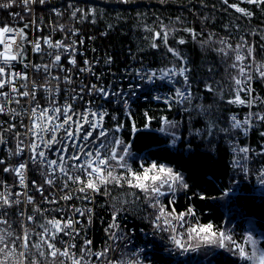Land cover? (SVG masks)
<instances>
[{"label":"trees","instance_id":"obj_1","mask_svg":"<svg viewBox=\"0 0 264 264\" xmlns=\"http://www.w3.org/2000/svg\"><path fill=\"white\" fill-rule=\"evenodd\" d=\"M228 2L253 15L239 13L223 0H164L163 3L161 0H129L126 3L69 0L68 16L76 6H89L91 11L77 10L75 19L63 21V25L69 30L74 28L93 35L90 49L95 48L101 61L110 63L115 69L128 65L173 67L180 62L167 47L181 53L190 69L189 100L172 104L170 108L153 101H136L127 110L112 104L107 124L109 134L105 140L110 146L104 155H110L112 147L123 154L126 146L130 150L126 162L134 172L142 173L152 163L172 168L183 176L188 187L177 186V199L171 203L168 200L171 193L164 189L166 194L160 198V204L167 212L188 215V209H192L190 220L198 228L211 224L217 236L224 232L237 244H244L245 237L251 235L258 242L257 247L264 250V195L249 193L245 183L238 194L224 193L226 180L233 174L228 166L227 147L233 133L228 117L240 113L246 106L228 103L236 95L231 64L237 51L245 52L252 39L257 43L256 56L264 60L261 47L264 46V6L258 7L247 0ZM44 9L37 7L38 21L41 18L47 21L53 16L50 10ZM0 23H3L1 17ZM162 28L169 33L168 45L165 47L163 39L159 38L156 41L159 47L152 48L153 33ZM184 29H192L195 39ZM181 38L184 44L178 43ZM241 44L243 47L238 49L237 45ZM221 48L224 52L219 51ZM206 86L212 90L208 91ZM118 124L122 127L114 131ZM113 137L121 140L122 145L111 143ZM116 173L128 175L126 169L117 168ZM107 187L109 195L103 194V187L97 195L102 208L128 216L136 226L148 228L153 224L155 208L145 203L143 192L127 184ZM38 214L35 225L42 220ZM105 215L109 217L108 212ZM167 234L166 231L165 237ZM0 237H3L0 249H4L0 251V264H19L15 216H10L7 223H0ZM150 239L159 245L154 238ZM190 245L191 250L177 264H253L234 255V248L229 251L230 244L220 248L194 239ZM245 247L251 252V245Z\"/></svg>","mask_w":264,"mask_h":264},{"label":"built area","instance_id":"obj_2","mask_svg":"<svg viewBox=\"0 0 264 264\" xmlns=\"http://www.w3.org/2000/svg\"><path fill=\"white\" fill-rule=\"evenodd\" d=\"M67 1L69 0H45V3L41 4L39 0H31L30 3L25 5L23 0H14V3L10 7H0V14L3 13V10L7 12L5 16L7 21L3 26L12 27L14 30H23L24 33L23 40L20 39L18 31H13L9 33L10 35L6 34L7 36L15 37L19 48L16 45H13V48H16L15 51L18 53H22L23 62L21 63L18 59L12 61L10 65H4L3 61L0 60V66L5 67L7 73L16 68L17 73L27 74L28 80L19 78L15 80V86L19 91H31L32 85H36L35 102H32L30 97H20L17 93L11 92V84L0 89V91L8 93L7 99L0 96V106L5 108V112L0 113V138L3 141L0 143V160L4 161L3 164H0V193L7 195L10 201H19V203H12L11 206L0 203V220L8 221L10 216H15L19 220L18 228L20 231V227L28 229L36 224L39 216L38 212L35 211L37 208L41 209L39 212L42 216L40 226L53 218L67 219V216H72L74 219L80 221V224L76 225L79 236L58 234L57 239L52 241L55 243L56 248L63 251L65 247H68L70 256L76 259L82 255L80 250L85 247L83 243L85 239L92 241L90 248L93 253L101 252L106 247L113 249L107 253L106 257H101L100 260H97L95 256H84L82 264H110V262L111 264H129V262L135 261H138L139 264H177L185 258L186 252L178 248L171 238L173 236L177 239L184 237V233H178V227L183 222L182 219H185L183 212L171 214L173 217L175 215L181 218L177 220L169 217L168 219L171 221V224L167 225V227L163 223V219H161L160 229H169L167 230V237L164 235L166 231H162L154 226L155 220L150 227L144 228L133 225V220L128 216L115 212L118 228L106 231L109 225L113 223L114 213L102 208L101 204L97 201L99 193L89 192L88 200L77 198L84 195L78 191L81 185L79 183L68 182V188L65 190L63 188L65 177L60 173L59 169L54 173L55 180L53 185L49 186L45 183V176L49 172L46 166L33 164L29 160L31 153L27 149L19 155L16 154L17 144L20 141H23V145H21L23 147L34 139L31 134L26 133L27 128L31 126L32 119H35V117H31L30 109L35 107L37 103L40 109L49 108V114H52V108L54 107L71 104L75 112H83L89 108L93 111L104 112L107 120L112 104H117L120 108L127 110L136 101H153L161 102L170 108L174 104V99L170 100V98L175 96V88L170 84L176 81L177 84H180L178 87H181V82H184L182 80L183 77L179 76L171 80L161 78L163 70L172 67L159 69L156 67L142 68L140 66L128 65L115 69L111 67L110 63L102 62L97 50L95 51V48L90 49L89 42L94 37L93 35H86L74 28L69 30L63 25V21L75 19L73 13L69 16L67 15L70 11ZM119 1L123 2V0ZM3 3H8V0H0V4ZM37 7H45L44 11L47 10L49 12L50 10V14L53 16L47 21L44 18L38 21L36 19ZM88 7L86 8L85 5L76 6L74 12L77 13V10L80 11V9L82 10L81 12L86 11V9L90 10L91 8ZM57 12L60 14L57 15ZM44 38H48L52 44L60 41L64 47H50L48 44L43 43ZM37 40L40 41L41 51L33 52L32 48L34 42ZM254 42L256 43V41ZM21 48L22 50H20ZM73 48L75 51H72ZM240 54L245 56V60L235 62L243 63L246 66V70L252 76V80L250 82L245 81V83H250L251 88L254 89L252 97H258V99L251 107L246 105L240 113L230 114L228 117L230 127L232 123L231 117L234 115L237 119L243 121L249 112L264 114V103L260 102L264 100V79L259 77L257 71L254 72L256 65L253 64L252 58L248 57L247 52H241ZM56 55H60L61 60L54 63ZM254 57L255 61L259 62L256 55ZM71 59L76 60L74 65L69 63ZM85 61L88 62L87 65ZM26 64L48 65L49 68L45 72L43 68H26ZM185 66L189 69L186 64ZM82 68H89L90 70L81 71ZM236 71H238L237 68ZM152 73L156 75L153 79L149 80L148 76ZM187 76L189 78L190 69ZM93 84L98 87H104L110 95L102 97L96 92L89 95L87 90ZM21 85H27V87H21ZM82 88L85 91L81 92ZM112 93H117V95H112ZM241 94L245 99L249 98L245 93L241 92ZM73 96L77 97V99H71ZM81 96L83 99H80ZM16 100L20 102L16 103ZM125 100L127 104L124 103ZM53 101H55L54 104L52 103ZM103 103L106 104L103 105ZM13 109L15 110L14 112L10 111ZM1 118L3 119L1 120ZM102 123L105 127V116ZM9 125H15V127L9 131L7 130ZM245 127H247V131L242 128H231L233 133L228 141V166L234 172V176L226 180L224 190L226 189L225 193L227 194H237L242 191L245 184H248V192L264 195V183H261V179L264 178L261 176V169H264V155H257L261 147L264 146V137L260 135L261 132H264V122L253 118L251 126ZM105 128L107 129V126ZM17 133L20 135L17 136ZM44 135L45 139L50 138L49 133L45 132ZM57 135L59 138L62 135V131ZM95 146H98V144L91 145L90 147ZM245 146L255 150L248 153L247 160L242 159L243 153L237 151L238 148ZM55 147H58V145H55ZM44 150L49 159L58 158L54 151ZM102 155H104L103 152ZM25 162L27 163V168L25 169V183L27 187L22 186L23 189L18 185L19 178L15 173H5L3 168H15V166ZM245 168L247 171H245ZM77 174L81 175L82 179H87L83 173ZM33 181L37 185H43L45 188L44 195L50 200L55 199L57 202L55 204L46 202L41 193L36 191L32 183ZM18 190L20 193H18ZM22 190L24 193H21ZM67 192L73 193V199L71 201L60 199ZM171 194V198L174 197L173 200H176L178 196L177 192L175 191V193ZM28 196L33 198L32 203L28 202ZM73 208H91V223H89L87 215L80 216L72 211ZM56 209H60L61 211L58 212ZM107 212L109 213V217L105 215ZM181 214L183 215L181 216ZM28 216H33L34 220H27ZM172 229H175V231H172ZM112 233H116V236L121 238L110 239L109 237ZM32 234H35V237L39 236V233L33 231ZM150 238H154L159 245H155V242ZM44 247L46 252H48L47 247ZM49 257L51 259L50 264H60L57 258ZM60 257L67 264H72V259L64 256ZM28 260H24V264H29Z\"/></svg>","mask_w":264,"mask_h":264},{"label":"snow or ice","instance_id":"obj_3","mask_svg":"<svg viewBox=\"0 0 264 264\" xmlns=\"http://www.w3.org/2000/svg\"><path fill=\"white\" fill-rule=\"evenodd\" d=\"M24 4L27 5L31 2V0H23ZM41 4L45 3V0H39ZM123 2H128V0H123ZM164 0H161L163 3ZM248 3L256 5L258 7L264 6V0H247ZM14 3V0H8V3L0 4L2 8H8L11 4ZM223 3L227 5L229 8H234L237 12L242 13L247 16H252L253 13L247 11L245 8L239 7L237 4H229L228 0H223ZM55 11V10H54ZM82 11V10H81ZM91 11V10H90ZM60 13L57 12V15ZM76 13L73 12V16ZM27 27V25H25ZM185 31L189 32L192 35V38L195 39L196 33L193 32L192 29H184ZM13 31H18L20 39H24L23 30H14L12 27L2 26L0 27V46H2V50H0V60L3 61L4 65H10L12 61L20 60L23 62L22 53H18L14 51L13 45H16L19 48V45L16 42L15 37L7 36L6 34L12 33ZM168 35L169 33L164 30L163 28L159 32H154L152 36V48H158L159 44L156 42L157 39L162 38L165 47L168 45ZM44 44H48L50 47L61 48L64 45L57 41L55 44L48 38H44ZM82 43V41H81ZM179 44H184V39L178 40ZM221 43H226L225 41H221ZM70 47V46H69ZM230 47V46H229ZM243 47V44L237 45V48ZM264 48V46H261ZM33 52H40L41 51V44L40 41L37 40L34 42ZM72 51H75L73 48ZM167 51L173 55L177 60L181 62L179 67H172L170 69L163 70V75L161 78H167L169 80L179 76L183 77V81L185 84V88L182 90L181 88L175 89V96L172 99L178 100L183 102V100L188 99L191 96L190 85L188 83V76L187 73L189 69L185 66V58L181 55L179 51L172 47H167ZM219 51L224 52V49L221 48ZM254 49L251 46L247 48L248 57L252 58V62L256 65V71L260 78L264 79V63H259L255 61V57L253 55ZM61 60L60 55L55 56V62H59ZM245 60V56L241 55L239 51H237L235 55L236 62H242ZM71 64H75L76 60L71 59L69 61ZM87 65L88 62L85 61ZM25 67H35L37 69L43 68L45 72L48 71V65H28L26 64ZM233 68L238 69V76L232 77L235 81L236 88L234 89L236 95L233 99H230L228 103L230 104H240V105H247L251 107L254 103H256L257 98L252 97V93L254 89L251 88L250 83H245V81H251L252 76L246 70V66L243 63H233L231 65ZM89 68H82L81 71H89ZM155 73H152L148 76V79L151 80L155 76ZM23 79L28 80L27 74L22 73H7L6 68L0 66V89H3L6 85L11 84V92L17 93L20 97H30L32 102L36 101V85H32L31 91H19L15 86V80ZM67 79V78H66ZM21 87H27V85H21ZM208 91H211L210 86H206ZM85 91V89H81V92ZM88 94L91 95L93 92L98 93L102 97H108L110 93L105 90L104 87H98L97 85L93 84L91 88L88 90ZM243 92L246 94L248 99L241 98L240 93ZM112 95H117V93H112ZM0 96L8 98V93L0 91ZM71 99L75 100L77 97L73 96ZM80 99H83L81 96ZM159 99V97H157ZM19 100H16V103H19ZM167 102V101H166ZM264 103V100L260 101ZM53 104L55 101L52 102ZM127 104V101H124ZM10 111H15L10 110ZM5 112V108L0 106V113ZM31 117H35L32 119L31 126L27 128L26 134H31L34 139L27 145H23V141H20L17 144L16 154L19 155L20 153L24 152L25 149L30 151L31 155L29 156V160L33 164H38L40 166H46L49 170L48 174L45 176V183L49 186H52L55 180L54 173L59 169L60 173L65 177V183L63 188L66 190L68 188V182L79 183L81 186L78 188V191L84 194L82 198L85 200L89 199V192L91 193H100L103 187V194L109 195L108 185H116L119 187H123L124 184H127L130 188L139 189L144 194V201L152 208H157L160 205V197L165 196L164 189H167L168 193H175L177 186H183L187 188V184L183 182V176L179 173L173 171L172 168L167 167L165 165H159L157 163H152L149 167L144 168L142 173L134 172L126 162V156L130 155V150L128 147L123 148V154H120L117 147L111 148L110 155H102V150L104 153H107L109 148V143H105L101 140H107L109 130L103 126V120L105 113L104 112H97L93 111L90 108L84 110L83 112H75L73 109V105L65 104L62 107H54L52 108V114H49V108L40 109L39 104L37 103L35 107L30 109ZM75 117V118H74ZM255 118L256 120L264 122V114L260 113H252L249 112L243 121L237 119L234 115L231 117V128L232 129H244L247 131V127H250L252 124V120ZM57 121H59L57 123ZM167 124L168 121L165 120ZM87 125V127H85ZM15 125H9L7 130H11L14 128ZM122 125H117L114 131H119ZM162 131L164 129H161ZM62 135L59 136V133ZM222 131H227V129H222ZM45 132L50 134V138L45 139ZM98 133V134H97ZM20 134L17 133V136ZM260 135L264 137V132H261ZM39 141V142H37ZM2 138H0V143H2ZM111 143L119 146L122 145V141L113 137ZM95 147H90L91 145H97ZM58 145V147H55ZM54 151L57 154V159H49L46 151ZM237 151L239 153H243L242 159H248V153L250 151H255L254 149H250L249 147H241L238 148ZM257 155H264V146L261 147V150ZM112 162H115L114 164ZM4 161L0 160V164H3ZM143 167V165L141 166ZM27 168V163H20L15 168L5 167L3 171L5 173H15V175L19 178V184L23 187H27L25 183V169ZM126 169L128 175L117 174L116 169ZM245 171L247 169L245 168ZM77 173H83L86 175L87 179L84 180L81 178V175ZM261 176L264 177V169H261ZM33 186L36 188L37 192H40L43 196L44 200L48 203L55 204L57 201L55 199H49L47 196L44 195L45 188L43 185H37L35 181L32 182ZM261 183H264V178L261 179ZM135 195V194H134ZM139 199V197H136ZM60 199L64 201H71L73 199V193L67 192V194L60 197ZM29 203L33 202V198L31 196L27 197ZM0 203L3 205L11 206L12 203H19V201H10L7 195L0 193ZM171 203V201H170ZM35 211L40 212L41 209L37 208ZM46 211V210H45ZM56 211H61L60 209H56ZM73 212L79 214L80 216H88L89 223H91V213L92 209H81V208H73ZM65 215H67L65 213ZM171 215V213H166L163 206L159 207V215L155 217V224L154 226L160 229V221L163 219L165 225H170L171 221L167 219V217ZM183 214H181L182 216ZM188 215H192V209H188ZM179 220L181 217H175ZM27 220L33 221V216H28ZM0 223H7V221L0 220ZM80 224L79 220L74 219L72 216H67V219H56L53 218L51 220H47L45 224L41 225L43 231L39 233L40 241L35 245H32L36 249L40 250L39 255L44 256L45 252L42 250L43 246H46L49 250L47 255L52 257L57 256H64L72 259V264H82L84 260V256H95L97 260H100L101 257H106L109 251H112L111 248H105L101 252L93 253L91 251V244L92 241L85 239L84 245L85 247L82 248L80 251L82 255L76 259L70 256L69 248L65 247L63 251L56 248L55 241L57 239L58 234H63L65 236H79V232L76 228V225ZM212 225H204L199 229H190L191 232H195L196 236L203 244H214L220 248H226L230 244L232 247H229V251H233L234 255H238L241 260H249L252 261L253 264H264V250L259 249L257 247V241L251 236L248 235L245 237L244 244H237L235 240L231 238V236L226 235L224 232H220L217 236V233L212 231ZM118 228V224L116 223L115 213L113 214V223L109 225L106 231H110L111 229ZM162 231L169 230L168 228L160 229ZM175 231V229H172ZM10 235V233H9ZM110 239H118L121 237H117L116 233H112L109 237ZM3 237H0L2 240ZM22 239V245H18L23 249H28L30 245V235L26 231L24 232L23 237L19 238ZM173 243L178 247L181 248L184 252L191 250V245L185 247L184 244L180 239H177L175 236L172 238ZM192 239V236L189 235V240ZM13 243H16L13 241ZM245 245H251V252L246 250ZM74 247V245H72ZM199 247V245H197ZM0 251H4V249H0ZM135 255V253H133ZM20 257L23 258L19 261V264H24V260L27 259V254L25 251L20 252ZM32 264H38V262L34 259ZM61 264H64L61 261ZM111 264V262H110ZM129 264H139L138 261L129 262Z\"/></svg>","mask_w":264,"mask_h":264},{"label":"rangeland","instance_id":"obj_4","mask_svg":"<svg viewBox=\"0 0 264 264\" xmlns=\"http://www.w3.org/2000/svg\"><path fill=\"white\" fill-rule=\"evenodd\" d=\"M3 13H1L0 14V17H1V19L3 20V23H0V26L2 27L4 24H5V22L7 21V19H6V15H7V12L6 11H2ZM10 35V34H9ZM255 41V39H252L251 40V42H248V45H247V48H248V46H251V47H253V49H254V53H253V55L255 56V55H257V52H256V44L257 43H255L254 42ZM247 48H246V50H245V52H247ZM0 50H2V46H0ZM16 50V48L14 49V51ZM20 50H22V48L20 49ZM241 53V52H240ZM256 58L257 59H259L257 56H256ZM180 62V61H179ZM233 62L234 63H236L235 62V60H233L232 61V64H233ZM264 63V60H261V59H259V63ZM180 64H181V62L180 63H178V64H176L175 65V67H179L180 66ZM231 64V65H232ZM174 67V66H173ZM142 68H145V67H142ZM231 69L233 70V72H234V76H238L237 75V72L238 71H236V68H233V67H231ZM256 71V69L254 68V72ZM8 73H17V71H16V68L14 69V70H11V71H8ZM183 80V79H182ZM235 82V81H234ZM188 83H189V78H188ZM171 86H173L175 89L176 88H181L182 90H183V88H185L186 86H185V84H184V82H181V87L179 86L178 87V85H180V84H177V82L175 81V83H171L170 84ZM235 83H234V88H235ZM191 89V88H190ZM191 97V96H190ZM189 97V98H190ZM189 98L188 99H186V100H183V101H187V100H189ZM170 100H172V98H170ZM180 101H178V100H175L174 99V104H176V103H179ZM106 103H103V105H105ZM135 104V103H134ZM173 104V105H174ZM123 109V108H122ZM126 110V109H125ZM110 111H111V107H110ZM97 112H100V111H97ZM3 118H1V120H2ZM108 121H109V116L107 117V120H106V115H105V122H106V126H107V129L109 130V128H108ZM105 126V127H106ZM102 140H103V142H105V140H104V138H102ZM227 151H228V149H227ZM102 152H103V150H102ZM103 154H104V152H103ZM15 167H17V166H15ZM232 171V170H231ZM233 172V171H232ZM236 175H238L237 173H235ZM232 176H234V172H233V174H232ZM63 182H65V180L63 181ZM18 185H20L19 184V182H18ZM20 187H22L21 185H20ZM23 188V187H22ZM24 189V188H23ZM20 190V189H19ZM18 190V193H20V191ZM226 190V189H225ZM224 190V193L226 192ZM176 192H177V187H176ZM21 193H24L23 192V190H22V192ZM250 193V192H249ZM177 194H178V192H177ZM238 194V193H237ZM172 195V194H171ZM171 195H169V198H168V200H173V198H171ZM229 195H234V194H229ZM161 198V197H160ZM160 206H162L161 204L159 205V206H157V208H155V217L157 216V215H159V207ZM111 211V210H110ZM112 212V211H111ZM166 212V211H165ZM114 213V212H113ZM166 213H169V212H166ZM173 214V213H172ZM172 218V219H176L175 217H177V216H175L174 215V217L172 216V215H169L168 217H167V219L168 218ZM155 220V219H154ZM183 220V222L181 223V225L178 227V233H180V232H182V233H184L183 235H184V237L183 238H179L181 241H182V243L184 244V246L185 247H188L190 244H191V242L194 240V239H199L197 236H196V233L195 232H191L190 233V229H199L198 228V226L197 225H195L194 223H193V221H191L190 220V215H185V219H182ZM17 223H18V225H19V220L17 219ZM164 223V222H163ZM166 227H167V225H165ZM33 232H36V233H41L42 231H43V229L41 228V226L40 225H33V227H29L28 229L27 228H22V227H20V231H19V228H18V242H19V245H21V243H23V241H22V239H19V238H21L23 235H24V232H28L29 233V235H30V245H29V248L28 249H24V251L26 252V254H27V260H28V262H29V264H32V261L35 259L37 262H38V264H50V262H51V259H50V255H47V253L48 252H46V249H45V247L43 246V251L45 252V255L44 256H40L38 253H39V251L40 250H38V249H36L35 247H33L32 245H35L36 243H39L40 242V238H39V236H36L35 237V234H32V231ZM189 235H191L192 236V239L191 240H189ZM23 250V248L22 247H20V246H18V263H19V261L21 260V257H20V251H22ZM55 258H57V260L60 262V264H61V261H63L64 262V264H67L66 262H65V260H63L60 256L58 257H55ZM57 264V263H56Z\"/></svg>","mask_w":264,"mask_h":264},{"label":"bare ground","instance_id":"obj_5","mask_svg":"<svg viewBox=\"0 0 264 264\" xmlns=\"http://www.w3.org/2000/svg\"><path fill=\"white\" fill-rule=\"evenodd\" d=\"M227 149H228V147H227Z\"/></svg>","mask_w":264,"mask_h":264}]
</instances>
